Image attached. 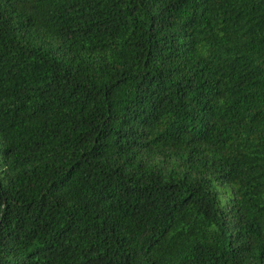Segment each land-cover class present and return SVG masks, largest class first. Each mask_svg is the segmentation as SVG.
Returning a JSON list of instances; mask_svg holds the SVG:
<instances>
[{"label":"trees","instance_id":"obj_1","mask_svg":"<svg viewBox=\"0 0 264 264\" xmlns=\"http://www.w3.org/2000/svg\"><path fill=\"white\" fill-rule=\"evenodd\" d=\"M0 264H264V0H0Z\"/></svg>","mask_w":264,"mask_h":264}]
</instances>
